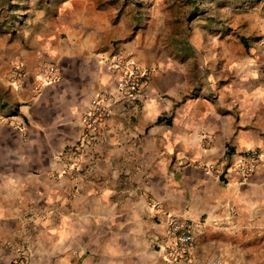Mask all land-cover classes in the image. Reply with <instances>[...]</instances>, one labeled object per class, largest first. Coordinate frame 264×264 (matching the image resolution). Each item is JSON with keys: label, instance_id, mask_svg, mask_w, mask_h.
<instances>
[{"label": "clouds", "instance_id": "obj_1", "mask_svg": "<svg viewBox=\"0 0 264 264\" xmlns=\"http://www.w3.org/2000/svg\"><path fill=\"white\" fill-rule=\"evenodd\" d=\"M0 264H264V0H0Z\"/></svg>", "mask_w": 264, "mask_h": 264}]
</instances>
